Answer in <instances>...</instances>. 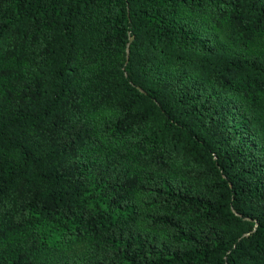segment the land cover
Returning a JSON list of instances; mask_svg holds the SVG:
<instances>
[{
  "label": "trees",
  "instance_id": "16d2710c",
  "mask_svg": "<svg viewBox=\"0 0 264 264\" xmlns=\"http://www.w3.org/2000/svg\"><path fill=\"white\" fill-rule=\"evenodd\" d=\"M0 264H264V0H0Z\"/></svg>",
  "mask_w": 264,
  "mask_h": 264
},
{
  "label": "water",
  "instance_id": "95a60500",
  "mask_svg": "<svg viewBox=\"0 0 264 264\" xmlns=\"http://www.w3.org/2000/svg\"><path fill=\"white\" fill-rule=\"evenodd\" d=\"M126 51H128V49H126ZM244 235H247V234H244Z\"/></svg>",
  "mask_w": 264,
  "mask_h": 264
}]
</instances>
